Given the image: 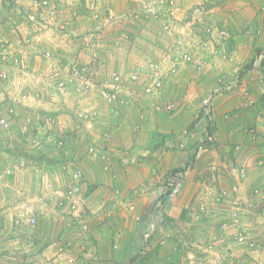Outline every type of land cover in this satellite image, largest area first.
Segmentation results:
<instances>
[{
  "label": "rangeland",
  "instance_id": "1",
  "mask_svg": "<svg viewBox=\"0 0 264 264\" xmlns=\"http://www.w3.org/2000/svg\"><path fill=\"white\" fill-rule=\"evenodd\" d=\"M263 47L264 0H0V116L12 109L9 127L0 125V263H14L19 246L35 244L32 253L49 248L45 254L50 259L44 263L58 264L59 259L74 257L77 264H91L93 232L85 233L89 230H85L86 222L74 219L77 216L56 219L58 213L72 212L73 201L77 204L74 194L57 191L76 182L70 177L74 169H81L85 178L82 165L65 154L67 147L84 152L83 158L96 153L88 122L97 118L98 111L100 119L103 113L117 118L120 108L138 104L144 97L155 112L172 111L174 102L165 101L163 95L165 83L182 75L184 89L188 75L204 77L216 67L220 76L201 99L192 127L198 126L201 135L209 129L215 139L198 157L217 148L226 154L231 144L219 138L225 132L219 133L216 101L238 93L240 107L254 106L257 97L245 89L254 75L261 81L257 88L264 108V58L254 66ZM170 53H189L192 59L179 58L174 68L171 61H163L162 87L148 93L147 86L157 77L154 68L162 55ZM199 58L202 61H196ZM195 61L192 71L179 67ZM135 71L139 78L114 101L103 96L110 73ZM224 82L234 86L217 91ZM208 96L213 100L212 110L204 118ZM167 104L172 109H162ZM96 128L105 136L109 133L105 127ZM248 128L238 131L251 132L264 143V134ZM181 141L177 145L183 151L188 146ZM190 160L185 158L170 170L156 189L121 196L124 202H132L126 206L132 213L137 211L133 202L139 194L144 193L141 200L147 202L142 203L143 216L137 220L136 232L141 236L121 237L113 219L109 223L112 249L122 245L117 255L112 254L113 264H264V237L259 236L264 231L261 190L254 188L252 198H242L240 191L236 194V185H226L228 173L218 178L216 169V176L211 171L198 175L193 170L196 160ZM186 165L190 166L183 170ZM49 170L54 177H48ZM178 170H183L182 182L172 188L168 178ZM47 180L54 181L48 184L50 191L56 186V196L68 205L60 208L53 200L57 197L48 198L53 201L46 213L52 216L39 222L35 209L45 202L40 195ZM20 198L27 199L21 202L23 206L18 204ZM27 207L32 210L24 211ZM84 211L89 217L93 214L91 209ZM17 217L37 222L14 226ZM107 220L101 225L108 224ZM240 234L246 236L244 241L239 240ZM82 246L86 249L80 250ZM41 257L35 256L34 262L42 264Z\"/></svg>",
  "mask_w": 264,
  "mask_h": 264
},
{
  "label": "crops",
  "instance_id": "2",
  "mask_svg": "<svg viewBox=\"0 0 264 264\" xmlns=\"http://www.w3.org/2000/svg\"><path fill=\"white\" fill-rule=\"evenodd\" d=\"M199 60L202 61L201 58L196 61ZM196 61L194 64L182 63L179 67L192 71L191 69L194 68ZM209 73L204 75V77L188 75L189 84L185 85L184 89L181 86L182 84H180L182 75L177 74L178 76L176 75L165 83L163 95L167 98L165 101H169V98L171 99L170 101L174 102L173 112H155V108H153V105L150 106L148 104L149 100L146 97L142 98L138 104L120 108L122 113L117 118L103 113L102 119H100V111L96 112L97 118L92 123L88 122L91 127L89 131L93 138L92 141L97 146L95 154L83 158L86 156L84 152L81 153L78 148L72 150L67 147L65 155H70L71 158L75 157L77 165H82L87 181L77 184L78 190L73 191V196L77 201L76 209L70 207L72 212H68L66 215L56 213L57 218H55H69L73 215L79 218H74L79 220V222H86L85 230H89L85 231V233L93 232V239L95 240L91 247L92 251L90 250L94 254L93 259L90 260L91 264H113L111 261L112 254L115 253L117 255L120 248H122V245L116 244L114 250L112 249V225H110L112 219L115 228L121 230V237L133 238L138 235L136 232L137 220L143 216L142 211L145 204L142 203L144 201L147 202L146 200H141L143 197L145 198L144 193L139 194L140 198L137 197L135 199L137 202H133L137 208L134 213L126 208L132 202L129 204L124 202L121 196L125 197L127 193L135 192L138 189L143 190L142 192L156 189L162 183L165 175L186 158V148L183 151L180 150L177 143L182 140L181 142L190 147L201 138L200 129H198V126L196 128L192 127V123L196 117L201 99L215 85L214 82L221 72L216 67H211ZM247 82L245 89H251L255 97H257L254 106L240 107L238 105V93L226 95L216 101V122L220 128L219 133L224 131L227 134L226 136L225 133H221L219 138H223V141L225 140L226 143L231 144L229 151L226 154H223L218 148L215 151H208L196 160L193 168L198 175H209L211 171L213 176H216V169H218V178H221L222 172L228 173L229 180H226V185L229 184L228 187L236 185L238 188L236 194L238 193L239 195L240 191L242 198H248V196L252 198L251 191L254 188H259L261 194L264 195V153H261V146L264 147V143H262V140L253 137L251 132L247 134L243 131H238L239 127H250L259 134H264V108L258 91L261 81H258L256 76L251 75ZM223 115L228 118L223 117ZM115 119H118V121L115 122ZM96 127L101 129L105 127L109 133L105 136V132L97 131ZM257 151L259 154H255ZM260 155L261 159H259ZM67 160L69 159L67 158ZM240 165H243V167H240ZM47 175L49 178L54 177V175H51L50 170ZM47 175L44 177L48 179ZM85 178L83 177V179ZM199 181L201 182V179ZM50 182L54 184V181L47 180L41 185L43 187L40 196L45 199L44 204H39V207L34 208L38 212L36 217L39 218V222L42 217L46 221V215L48 219L52 216L50 213H46L49 210L48 203H51V201L54 200V203L63 209L68 205L66 199L56 196L54 192L56 186L51 188L50 191V188H48ZM70 187L66 185V187L64 186L58 191L56 188V191L61 194L67 193ZM81 187H85L86 190ZM83 191H87L86 194ZM118 193L120 195L116 196ZM37 197L38 195L35 198ZM53 197L58 199L48 200V198ZM115 198L116 201L113 202ZM19 200L18 204L23 206L21 202L27 199L20 198ZM29 201H32V198ZM34 205L38 204L34 203ZM85 209H91L93 214L89 217L84 211ZM99 209L102 210V214L97 213ZM31 210L32 208L27 207L24 211L29 212ZM81 212L85 213L81 214ZM106 218L108 219V224L104 223L101 225V221L106 222ZM124 224L126 228L122 230ZM78 227L81 229V226ZM263 233H259V236L264 237ZM52 241L50 240V242ZM19 247L20 253L18 255L16 253V261L11 264H36L34 262L36 258L34 257L37 255L42 256V260H40L42 264H47L44 261L50 259L45 254L49 249L48 247L44 249V252L38 250V252L34 253H32V250L36 249L35 244ZM83 249H86V246H82L80 250ZM116 255L113 256V259L117 258ZM2 264H6V262Z\"/></svg>",
  "mask_w": 264,
  "mask_h": 264
},
{
  "label": "built area",
  "instance_id": "3",
  "mask_svg": "<svg viewBox=\"0 0 264 264\" xmlns=\"http://www.w3.org/2000/svg\"><path fill=\"white\" fill-rule=\"evenodd\" d=\"M179 58H181V60L183 61H191L192 56L189 53H182L181 55L175 56L174 53H170V54H164L161 56V59L159 61V64L156 65V67L153 70V73L156 74V79L153 80L151 82L150 85L147 86L146 91L148 93L150 92H155L158 89H160L162 87V79L164 80L165 78V70L163 69V61H171L172 63V68L176 67L175 65H177ZM264 58V47L263 50L259 53V55L255 58L254 60V66H256L257 64H260L261 61ZM139 72L135 71V72H131L128 74H119V73H110L109 74V85H107V90L103 93V96L110 102L114 101L121 92H124L125 88L127 85H131L132 83L136 82V80L139 78ZM164 77V78H163ZM223 85L219 86V89H216L217 91H223L226 89H230L232 88L234 85L229 83H222ZM212 104H213V100L211 96H208L206 98H204V104H203V110H204V118H206V116H209L212 110ZM160 107V106H159ZM162 109H172V105L167 104L162 106ZM12 109H9V113H11ZM9 113H5L3 115L0 116V125L3 126L4 128L9 127ZM213 141H215L214 139V135L212 134V132L209 129L204 130V135L202 133L201 135V140H199V142L196 144V146H194L193 148H189L187 147L186 149V158H191L190 161L195 162V160H197L200 156L201 153H203L204 151L207 150V144H212ZM91 151H94V147L91 148ZM192 162H189L190 164ZM188 165H186L184 168H182L183 170L187 167ZM190 166V165H189ZM188 166V167H189ZM183 170H178V171H174L170 177L168 178V185L175 187V186H179L182 182V179L180 178V176L182 175V171ZM70 177L72 178V181H76L75 183H73V185H71L70 190L68 192L69 196L70 194H73V191H77L78 190V186L77 183L78 181H80L83 178V172L81 169H74L72 172H70ZM71 207L73 209H76L77 204L75 202L71 203ZM202 209H204V206L202 207ZM37 222V220L35 218H29L28 221L26 220V218H15L14 220V225L18 226V225H22L24 223H27L28 225H34ZM246 236H243V234L239 235V240L240 241H244ZM77 260L74 257H70L68 259L65 260H60L58 261V264H77L76 262Z\"/></svg>",
  "mask_w": 264,
  "mask_h": 264
},
{
  "label": "clouds",
  "instance_id": "4",
  "mask_svg": "<svg viewBox=\"0 0 264 264\" xmlns=\"http://www.w3.org/2000/svg\"><path fill=\"white\" fill-rule=\"evenodd\" d=\"M15 226V225H14Z\"/></svg>",
  "mask_w": 264,
  "mask_h": 264
}]
</instances>
